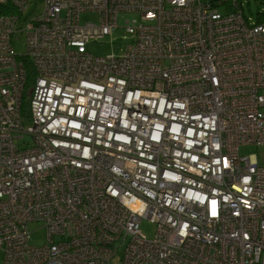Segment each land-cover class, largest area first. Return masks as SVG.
<instances>
[{"label":"built area","instance_id":"obj_1","mask_svg":"<svg viewBox=\"0 0 264 264\" xmlns=\"http://www.w3.org/2000/svg\"><path fill=\"white\" fill-rule=\"evenodd\" d=\"M40 2L21 27L30 0H0L2 264H264V165L240 153L264 146V23L242 0ZM119 29L122 53L88 50Z\"/></svg>","mask_w":264,"mask_h":264},{"label":"rangeland","instance_id":"obj_2","mask_svg":"<svg viewBox=\"0 0 264 264\" xmlns=\"http://www.w3.org/2000/svg\"><path fill=\"white\" fill-rule=\"evenodd\" d=\"M244 15L247 19L256 20L258 13H264V2H257L256 0H242ZM44 5L40 0H30L29 6L25 13L26 19L19 24L24 27L26 21L32 16L42 13ZM224 11H222L223 13ZM131 18V16H125L120 18V26L124 25L126 19ZM82 23L86 22H98L99 16L94 13H85L81 16ZM130 41V37L127 36L124 30L119 29L110 38L108 37L104 41H94L88 45V50L95 56H105L122 53L119 51V45H126ZM13 51L17 55H24L26 53V40L24 33H18L16 38L12 42ZM241 155H251L255 154L257 160L260 164L264 165V146L257 147L253 145H244L240 147ZM32 237L31 242L35 246H41L46 242V231L41 228L40 225H31ZM140 228L147 239L153 238L156 232V227L154 224L150 223L148 220H143L141 222ZM2 252L0 250V264H2ZM114 264H119L114 262Z\"/></svg>","mask_w":264,"mask_h":264},{"label":"trees","instance_id":"obj_3","mask_svg":"<svg viewBox=\"0 0 264 264\" xmlns=\"http://www.w3.org/2000/svg\"><path fill=\"white\" fill-rule=\"evenodd\" d=\"M257 2H264V0H256ZM256 23L258 24H263L264 23V13H258V16L256 17L255 20ZM29 74L31 76H29L30 81L32 80V69H29Z\"/></svg>","mask_w":264,"mask_h":264}]
</instances>
